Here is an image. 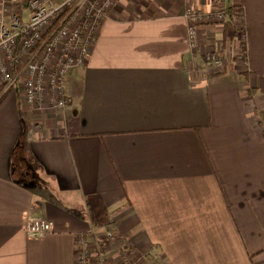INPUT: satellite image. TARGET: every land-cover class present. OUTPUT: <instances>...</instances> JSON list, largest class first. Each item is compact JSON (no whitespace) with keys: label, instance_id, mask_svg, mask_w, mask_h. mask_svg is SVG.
Segmentation results:
<instances>
[{"label":"crops","instance_id":"crops-1","mask_svg":"<svg viewBox=\"0 0 264 264\" xmlns=\"http://www.w3.org/2000/svg\"><path fill=\"white\" fill-rule=\"evenodd\" d=\"M186 7L233 8L192 51ZM64 90L0 101V264H78L80 235L102 264H264V0H116Z\"/></svg>","mask_w":264,"mask_h":264},{"label":"built area","instance_id":"built-area-1","mask_svg":"<svg viewBox=\"0 0 264 264\" xmlns=\"http://www.w3.org/2000/svg\"><path fill=\"white\" fill-rule=\"evenodd\" d=\"M116 0H25L28 19L17 13L19 0H6L14 7L10 21L0 16V89L17 88L23 101L37 109H63L68 105L64 80L69 69L84 65L102 21ZM226 9L204 11L186 7L190 50L198 47L201 24L224 20ZM207 67L218 69L224 57L215 50L203 55ZM23 229L29 235L52 231V222L44 217H26ZM114 228L106 236L112 238ZM78 264H102V258L90 256L86 240L78 237ZM122 244L121 254L127 257ZM150 264V263H144Z\"/></svg>","mask_w":264,"mask_h":264},{"label":"rangeland","instance_id":"rangeland-1","mask_svg":"<svg viewBox=\"0 0 264 264\" xmlns=\"http://www.w3.org/2000/svg\"><path fill=\"white\" fill-rule=\"evenodd\" d=\"M19 6L22 7V12L27 14V8H26L25 0H19ZM25 181H26L27 185H29L31 188H34V185L36 184L35 179L28 177L27 179H25Z\"/></svg>","mask_w":264,"mask_h":264},{"label":"trees","instance_id":"trees-1","mask_svg":"<svg viewBox=\"0 0 264 264\" xmlns=\"http://www.w3.org/2000/svg\"><path fill=\"white\" fill-rule=\"evenodd\" d=\"M233 7H228L226 8V14L230 13V11L232 10ZM239 10L241 11L242 9L239 8ZM242 51V50H241ZM242 56V55H241ZM8 90V89H7ZM7 90L2 91V89H0V101L2 100V98L5 96Z\"/></svg>","mask_w":264,"mask_h":264}]
</instances>
